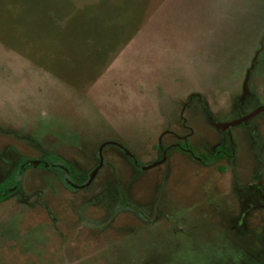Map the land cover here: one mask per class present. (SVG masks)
<instances>
[{"label": "rangeland", "instance_id": "374dc122", "mask_svg": "<svg viewBox=\"0 0 264 264\" xmlns=\"http://www.w3.org/2000/svg\"><path fill=\"white\" fill-rule=\"evenodd\" d=\"M261 109L264 0H0V264H264Z\"/></svg>", "mask_w": 264, "mask_h": 264}, {"label": "trees", "instance_id": "16d2710c", "mask_svg": "<svg viewBox=\"0 0 264 264\" xmlns=\"http://www.w3.org/2000/svg\"><path fill=\"white\" fill-rule=\"evenodd\" d=\"M216 158V157H215ZM30 159L29 158H23L22 159V164L21 167L19 166L18 170H16L13 174V176L10 178V180L5 183V185H3L0 188V196H3L5 193V189L4 187H11L14 188L16 186V179L19 175H22V169L26 168V167H30V165H27V162H29ZM40 168H49V169H56L59 172V176L60 179L62 180L63 184H65L69 189L74 190L73 187L71 185H69L63 178V176L65 175H70L72 174V169L64 162V160L60 157H56V156H50V155H45L42 157V159L40 160ZM213 161H209L207 162L208 165L212 164ZM27 166H26V165ZM9 197L8 195H6V198ZM1 201V199H0Z\"/></svg>", "mask_w": 264, "mask_h": 264}, {"label": "water", "instance_id": "95a60500", "mask_svg": "<svg viewBox=\"0 0 264 264\" xmlns=\"http://www.w3.org/2000/svg\"><path fill=\"white\" fill-rule=\"evenodd\" d=\"M262 111H264L263 109H261V110H258L253 116H252V118L256 115V114H258V113H260V112H262ZM240 123V122H239ZM239 123H236V124H239Z\"/></svg>", "mask_w": 264, "mask_h": 264}, {"label": "crops", "instance_id": "0c3cea01", "mask_svg": "<svg viewBox=\"0 0 264 264\" xmlns=\"http://www.w3.org/2000/svg\"><path fill=\"white\" fill-rule=\"evenodd\" d=\"M156 12H157V10H156Z\"/></svg>", "mask_w": 264, "mask_h": 264}]
</instances>
